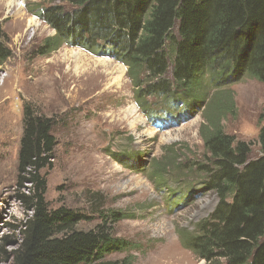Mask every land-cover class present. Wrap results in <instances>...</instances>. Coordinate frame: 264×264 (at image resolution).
Listing matches in <instances>:
<instances>
[{"label": "trees", "instance_id": "trees-1", "mask_svg": "<svg viewBox=\"0 0 264 264\" xmlns=\"http://www.w3.org/2000/svg\"><path fill=\"white\" fill-rule=\"evenodd\" d=\"M62 2L27 7L55 31L37 53L47 55L66 44L125 64L135 102L154 125L168 128L202 114L205 160L178 162L177 156H168L152 165L137 155L139 164L150 167L158 180L171 170L195 171L203 176V190L217 193L215 211L197 225L190 242L200 260L264 264V126L258 135L261 154L250 159V143L224 129V116L233 105L232 96L222 90L244 75L264 83V0ZM11 56L0 28V62ZM152 97L161 101L157 109L151 107ZM23 116L17 176L22 188L30 185L28 193L19 195L28 215L18 247L6 258L12 264H130L128 258L106 259L130 246L112 233L110 222L122 214L103 216L86 230L77 228L88 219L83 213L50 209L42 172L57 146L55 119L29 105ZM159 184L165 185L166 178ZM194 192L177 198L190 201Z\"/></svg>", "mask_w": 264, "mask_h": 264}, {"label": "rangeland", "instance_id": "rangeland-1", "mask_svg": "<svg viewBox=\"0 0 264 264\" xmlns=\"http://www.w3.org/2000/svg\"><path fill=\"white\" fill-rule=\"evenodd\" d=\"M40 2L63 3L0 0V28L12 50V56L0 62V264H12L6 256L18 247L28 215L19 195L28 193L30 185L22 188L17 176L26 105L55 119L57 146L51 165L42 172L50 209L83 213L88 219L77 228L86 230L113 212L124 216L110 224L113 236L130 246L110 253L107 260L163 264L176 254L188 264H205L190 242L197 225L215 211L217 193L203 190V176L195 171L171 170L158 180L137 156L152 165L168 156L202 162V114L168 128L155 127L135 102L125 64L66 44L39 55V45L55 35L27 9ZM222 90L232 96L233 105L224 116L225 131L250 143V159L259 157L264 83L244 75ZM215 91L210 88V93ZM149 100L152 109L161 106L154 97ZM163 178L166 184L160 185ZM189 190L195 191L192 200H178Z\"/></svg>", "mask_w": 264, "mask_h": 264}, {"label": "bare ground", "instance_id": "bare-ground-1", "mask_svg": "<svg viewBox=\"0 0 264 264\" xmlns=\"http://www.w3.org/2000/svg\"><path fill=\"white\" fill-rule=\"evenodd\" d=\"M163 264H188V262H186L181 255L177 256L176 254H172V255L167 257L166 261H164Z\"/></svg>", "mask_w": 264, "mask_h": 264}]
</instances>
